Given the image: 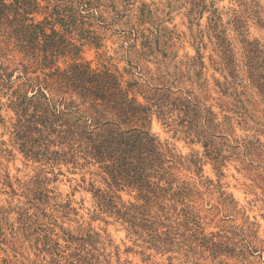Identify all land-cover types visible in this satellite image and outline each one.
Instances as JSON below:
<instances>
[{
  "label": "rangeland",
  "instance_id": "rangeland-1",
  "mask_svg": "<svg viewBox=\"0 0 264 264\" xmlns=\"http://www.w3.org/2000/svg\"><path fill=\"white\" fill-rule=\"evenodd\" d=\"M48 1L53 5L56 1L64 4V0ZM79 1L82 3L75 4L78 11H82L84 4H92V17L83 13L77 28L66 29L73 42L95 39L97 48L89 44L81 48L82 58L92 68L108 61L117 65L123 81H139L152 91L154 88L164 91L162 85H169L173 97L179 89L191 91L216 114L217 122L222 125L211 134L212 144L207 154L200 143L176 134L156 118L152 132L188 160L195 161L197 167H188L180 177L198 185L206 203L205 210L214 207L206 220L207 233H221L229 238L214 254L199 248L196 258L187 259L184 253L162 255L146 250L148 245L128 235L112 219L103 215L93 219L97 214L92 195L81 188L76 190L83 173L74 174L72 169L57 166L56 125L52 116L47 120L45 134L39 135L35 130L30 133L27 141L35 147V152L29 154L33 158H26L19 151L21 142L15 141L16 129L12 125L15 114L10 110L9 101L18 87L25 88L27 81L48 84L53 80L49 66L40 62L41 37L18 39L0 32V264H55L30 245L32 231L25 232L15 213L5 216L3 209L11 199L12 206L26 207L25 196L30 195L28 184L32 193L43 192L51 198L59 196L61 203L70 201L74 210L69 217L64 214L59 223L72 231L90 224L108 236L111 247L107 251L117 252L121 263L264 264V0ZM143 4L149 5L147 10L152 14L153 26L146 25L150 32H159L172 41L169 48L161 42V48L154 47L151 54L139 42L135 48L139 53L128 60L129 64L124 56V50L128 49L125 41L145 28L138 19ZM214 9L222 16V29L235 53L237 72L234 75L215 63L218 57L210 27ZM36 19L41 20L42 16ZM197 49L205 66L194 69L192 58L197 56ZM30 54L37 55L39 60L32 63ZM109 57L113 59L108 60ZM248 58L256 69L255 81L247 68ZM62 63L58 64L63 67ZM47 87L52 90L51 85ZM51 90L45 91L49 98H53ZM32 91H26L29 97ZM139 100L143 101L141 97ZM91 178L97 187H105L100 178L87 174L86 179ZM121 196L126 202L133 200L126 193ZM116 261L114 255L113 264Z\"/></svg>",
  "mask_w": 264,
  "mask_h": 264
},
{
  "label": "trees",
  "instance_id": "trees-1",
  "mask_svg": "<svg viewBox=\"0 0 264 264\" xmlns=\"http://www.w3.org/2000/svg\"><path fill=\"white\" fill-rule=\"evenodd\" d=\"M76 3L82 2L64 0L63 5L57 1L53 5L48 0H0V32L18 39L41 37L40 62L49 66L53 80L48 83L52 90L47 87V81H27L25 88L18 87L9 101L10 110L15 114L12 118L15 141L21 142L20 153L33 158L29 154L35 152V147L27 141L30 133L35 130L39 135L45 134L47 120L52 116L56 125L57 166L72 169L74 174L83 173L76 190L81 188L92 195L97 214L93 219L102 215L112 219L128 235L148 245L146 250L156 254L184 253L191 259L198 256L199 248L214 254L229 237L207 233L206 220L214 207L208 202L211 208L205 210L206 203L198 185L180 177L185 169L197 164L178 153L168 141L160 140L152 132V124L156 118L176 134L200 143L206 154L212 144L211 134L222 124L217 122L212 108L191 91L179 89L173 97L169 85H162L164 91L151 85L155 89L152 91L139 81H123L117 65L108 61L92 68L82 58L81 48L85 44L98 46L93 43L95 39L73 42L74 38H68L70 31L66 28H77L79 17H92L91 3L82 5V11H78ZM147 7L143 4L138 17L145 28L125 41L128 49L123 53L129 64L128 60L139 53L135 49L139 42L150 53L154 47L161 48V42L169 48L172 41L159 32H150L146 25L152 27L154 23ZM38 15L42 16L41 20L36 19ZM210 21L218 57L215 63L234 75L237 72L235 53L222 29L218 9L213 10ZM30 55L32 63L39 60L37 55ZM250 59L245 64L255 81L256 69ZM192 60L194 69L205 66L198 49ZM61 62L63 67L58 64ZM28 89L33 90L30 97L26 93ZM47 90H51L53 98H49ZM87 174L100 178L105 187H97L93 178L88 181ZM28 185L30 195L25 196L26 207L12 206L11 199L3 210L7 218L10 212L15 213L26 233L32 231L28 242L39 255L49 257L55 264H113L115 255L117 264H128L120 262L117 252L107 251L111 247L108 236L90 224L72 231L59 223L64 214L69 217L73 212L70 201L61 203L59 196L51 198L43 192L32 193ZM121 193L133 200L124 201Z\"/></svg>",
  "mask_w": 264,
  "mask_h": 264
}]
</instances>
